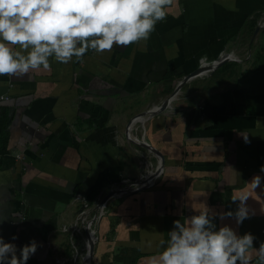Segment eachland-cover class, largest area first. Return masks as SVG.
I'll return each instance as SVG.
<instances>
[{"label": "crops", "instance_id": "obj_1", "mask_svg": "<svg viewBox=\"0 0 264 264\" xmlns=\"http://www.w3.org/2000/svg\"><path fill=\"white\" fill-rule=\"evenodd\" d=\"M224 54L217 68L193 76L164 109L137 122L140 135L132 134L136 123L131 128V138L163 157L158 175L138 188L145 164L156 166L158 157L127 138L128 122ZM50 64L0 76V94L9 97L0 101V236L18 248L42 244L27 264L65 250L75 260L72 226L94 215L101 195L89 190L101 174L100 192L116 194L93 225L91 264H149L174 220L205 205L217 216L235 211L232 198L241 194L251 218L216 223L253 233L259 248L264 180L256 190L250 182L264 178V0H174L148 40Z\"/></svg>", "mask_w": 264, "mask_h": 264}, {"label": "clouds", "instance_id": "obj_2", "mask_svg": "<svg viewBox=\"0 0 264 264\" xmlns=\"http://www.w3.org/2000/svg\"><path fill=\"white\" fill-rule=\"evenodd\" d=\"M174 0H0V76H20L30 70H50V58L63 64L80 60L89 50L111 51L148 40L156 24L167 18ZM245 143L248 138L244 137ZM264 173V165L260 167ZM260 175L250 182L256 190ZM241 194L232 198L235 211L217 216L205 205L198 214L173 221L163 250L149 264H264V241L253 233L240 234L229 224L242 225L253 214ZM3 222V219H0ZM18 239L13 235L12 240ZM42 244L32 239L19 247L0 236V264H27ZM19 251V255L17 252Z\"/></svg>", "mask_w": 264, "mask_h": 264}, {"label": "water", "instance_id": "obj_3", "mask_svg": "<svg viewBox=\"0 0 264 264\" xmlns=\"http://www.w3.org/2000/svg\"><path fill=\"white\" fill-rule=\"evenodd\" d=\"M226 58H228V55L224 54V55L220 56L219 58H217L215 61L211 62L210 64H203L200 67H198L195 71H193V72H191V73H189L187 75H184V77H182V79L178 81V83L175 86V88L173 89L172 93L163 101V103L161 105L157 106L158 107L157 112H160L162 109H164L173 100V98L175 97L176 93L180 90V88L182 87V85L185 82H187L193 76L199 75L200 74L198 72L199 70H201L202 68L207 67V66H214L213 68L208 69V71L213 70V69L217 68ZM149 110H151V109H148V110L144 111L141 114L150 115ZM126 135H127V132H126ZM140 145L145 147L148 151H150L152 154H154L155 156L158 157V164L153 167V169H154L153 172L149 173V171H147V175L144 177V179L142 181L143 185L138 187L140 189H143L160 172L159 171V166L162 168L163 157H162L161 153L157 149L152 147L149 143H147L146 145H144V144H140ZM147 146H149L150 148H148ZM115 194H116V191H111V190L108 191L101 198L100 204L105 203L109 197H111V196H113ZM91 220L92 219H90V222H92ZM85 236H86V253L84 255L83 264H85V263L90 264L92 253H93V247H94L93 245H94L95 240H94V236H93V231H89L88 230V226H86V228H85Z\"/></svg>", "mask_w": 264, "mask_h": 264}, {"label": "built area", "instance_id": "obj_4", "mask_svg": "<svg viewBox=\"0 0 264 264\" xmlns=\"http://www.w3.org/2000/svg\"><path fill=\"white\" fill-rule=\"evenodd\" d=\"M8 95L6 94H0V101H5V100H8ZM145 167H146V173L141 177V179L137 182V185L138 186H142L143 185V179L144 177L147 175V171H149V173H152L153 172V167L148 165V164H145ZM148 185V184H147ZM112 191V190H111ZM106 205V202L103 203V204H100V201L98 203H96L95 205V208H94V215L92 216V222H90V219H87L86 222L83 223V229H84V232H85V228L86 226H88V230L89 231H93V236H94V240L96 241V235H95V229L93 227V225H95V221L97 219H99L103 213H104V207ZM72 228L74 230H77V224H73ZM95 243V242H94ZM85 247H86V240H85ZM85 253H86V248H85ZM85 253L82 255V257H84ZM77 255V252L75 253V256Z\"/></svg>", "mask_w": 264, "mask_h": 264}, {"label": "rangeland", "instance_id": "obj_5", "mask_svg": "<svg viewBox=\"0 0 264 264\" xmlns=\"http://www.w3.org/2000/svg\"><path fill=\"white\" fill-rule=\"evenodd\" d=\"M187 85L184 83L179 91V94L182 92V89H183V92L185 91ZM182 92V93H183ZM142 124L141 123H136L135 124V129H137V134L136 133H132V134H135V135H140V132H141V128L138 130L139 127H141ZM146 169V167H145ZM73 229V228H72ZM72 231V230H70ZM73 237V236H72ZM85 245V243H84ZM77 246V243L73 242V240L71 241V245L69 244V247H73L71 248V252H72V255L75 256V253L77 252L78 253V249L76 248ZM68 248V246H67ZM83 250H85V246L83 247ZM70 251L69 250H65L63 253L60 252L59 254L58 253H55V254H51L47 260L44 261L43 264H65V263H70L72 264L75 260H74V257L73 256H69ZM76 264H79V263H76ZM91 264V262H90Z\"/></svg>", "mask_w": 264, "mask_h": 264}, {"label": "trees", "instance_id": "obj_6", "mask_svg": "<svg viewBox=\"0 0 264 264\" xmlns=\"http://www.w3.org/2000/svg\"><path fill=\"white\" fill-rule=\"evenodd\" d=\"M223 105L226 107L225 102ZM104 182H105V179H104L103 175L101 174L99 176L98 180L96 181L95 185L89 190L92 197L95 195H98V196L101 195V198H102L105 195V193H106L105 191L100 192L101 188L105 185ZM99 197H98V199H100ZM104 209H105V207H104ZM77 230L79 232L78 233L75 232V234L79 236V246L78 245L76 246V248L78 249V256L75 258V262H73L72 264H76V263L80 264L82 255L85 253V250H81L83 248L82 246H83V242H84L85 238H84V229L80 223L78 224ZM71 239L73 240V242L77 243L76 241H74L73 237H71ZM65 264H70V263L68 262Z\"/></svg>", "mask_w": 264, "mask_h": 264}, {"label": "bare ground", "instance_id": "obj_7", "mask_svg": "<svg viewBox=\"0 0 264 264\" xmlns=\"http://www.w3.org/2000/svg\"><path fill=\"white\" fill-rule=\"evenodd\" d=\"M214 66H210V67H204V69H201V70H199L198 72L201 74L203 71H207L208 69H211V68H213ZM169 96V95H168ZM157 109H158V107L156 106V108H154V109H151V110H149V112H150V115H147V114H141V113H143V112H141V113H138V114H136V115H134L131 119H130V122H128V125H127V129H126V132H127V138L130 140V141H132V142H135V143H137V144H144V145H146L147 143H144V142H141V141H139V142H137L136 140H134L133 138H131V128L134 126V124L135 123H137V122H143L145 119H147L148 118V116H152V115H154V114H156L157 113ZM149 114V113H148ZM148 148H150L149 146H147ZM160 159V158H159ZM160 169H161V167L159 166V171H160ZM86 248V247H85ZM83 260H84V257H83ZM85 264H87V263H85Z\"/></svg>", "mask_w": 264, "mask_h": 264}]
</instances>
